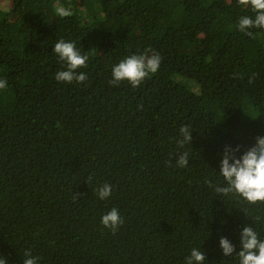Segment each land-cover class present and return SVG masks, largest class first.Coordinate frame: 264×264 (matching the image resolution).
<instances>
[{
	"label": "trees",
	"instance_id": "obj_1",
	"mask_svg": "<svg viewBox=\"0 0 264 264\" xmlns=\"http://www.w3.org/2000/svg\"><path fill=\"white\" fill-rule=\"evenodd\" d=\"M242 16L255 18L237 0H9L0 9L8 264H23L25 250L38 264H186L193 248L208 264H239L245 225L264 240V203L208 183L224 184L226 146L242 155L264 137V30L245 35ZM60 39L88 55L85 83L55 79L66 70L54 53ZM146 49L161 57L158 71L138 88L113 87V67ZM182 126L193 132L180 148ZM184 152L189 165L179 168ZM104 184L112 195L101 200ZM112 208L124 221L115 234L101 224Z\"/></svg>",
	"mask_w": 264,
	"mask_h": 264
},
{
	"label": "clouds",
	"instance_id": "obj_2",
	"mask_svg": "<svg viewBox=\"0 0 264 264\" xmlns=\"http://www.w3.org/2000/svg\"><path fill=\"white\" fill-rule=\"evenodd\" d=\"M237 4L243 7L250 6L251 11L255 14L254 19L250 16H242L239 19V31L251 37L253 33L250 29L264 30V0H237ZM57 14L61 17L71 15L70 11L64 7L57 8ZM54 53L66 69L55 74V79L58 82L68 84L86 82L87 76L79 70L87 66L89 57L78 51L74 42L60 39L54 45ZM149 53H152V49H146L142 55L134 54L125 57L115 65L112 69V86L117 87L121 82L127 81L133 88H138L150 74L156 73L161 63V57L158 54L149 55ZM6 87L7 80L0 79V90H4ZM179 131L182 138L177 141V144L178 147L183 148L186 143H191L193 130H190L188 126H182ZM240 152V146L234 149L226 146L219 171L224 179V184L214 186L209 181V187H212L218 195L236 197L249 206L264 203V137H257L254 146L245 150L242 155H238ZM188 165V154L181 153L177 158V167L185 168ZM90 180L91 177H89ZM95 193L99 199H107L112 195V186L104 184L96 189ZM243 213L250 218L246 211ZM259 219V217L255 218V220ZM123 223L124 221L116 208H112L101 218L102 226L111 230L113 234L119 230ZM219 244L225 257H231L236 252L235 246L225 237L220 238ZM240 244L241 250L235 256L238 257L239 264H264V240L259 238L253 226L245 225L243 227ZM38 260L39 258L34 257L31 251L25 250L23 264H38ZM206 261V253L198 248H193L186 258V264H205ZM0 264H8L6 258L0 256Z\"/></svg>",
	"mask_w": 264,
	"mask_h": 264
},
{
	"label": "rangeland",
	"instance_id": "obj_3",
	"mask_svg": "<svg viewBox=\"0 0 264 264\" xmlns=\"http://www.w3.org/2000/svg\"><path fill=\"white\" fill-rule=\"evenodd\" d=\"M9 3V0H0V9H5Z\"/></svg>",
	"mask_w": 264,
	"mask_h": 264
}]
</instances>
